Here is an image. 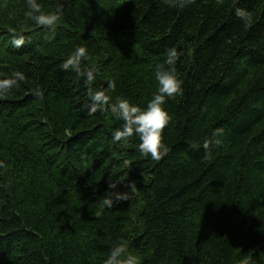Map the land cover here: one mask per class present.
<instances>
[{"label": "trees", "instance_id": "trees-1", "mask_svg": "<svg viewBox=\"0 0 264 264\" xmlns=\"http://www.w3.org/2000/svg\"><path fill=\"white\" fill-rule=\"evenodd\" d=\"M39 3L53 25L0 0V80H16L0 94V264H104L121 240L138 264H264V0ZM172 52L182 91L153 160L87 105L103 90L145 108ZM108 192L128 198L107 208Z\"/></svg>", "mask_w": 264, "mask_h": 264}, {"label": "clouds", "instance_id": "clouds-1", "mask_svg": "<svg viewBox=\"0 0 264 264\" xmlns=\"http://www.w3.org/2000/svg\"><path fill=\"white\" fill-rule=\"evenodd\" d=\"M26 3L28 7L26 16L36 24L50 26L60 18L59 9L56 12L45 13L39 0H26ZM236 15L242 19L245 18L239 9L236 11ZM14 44L19 46V41H14ZM86 54L87 49L85 47H77L64 62L63 68L65 70L71 68L80 73L81 61ZM176 56V52H172L171 57L166 61L168 67H162L156 72L155 78L158 82V88L145 108L142 109L124 98H118L115 102L110 103L109 97L103 90H97L91 97V103L87 105V114L90 116L94 115L102 105H107L112 115L117 120L122 121V127L114 131L113 139L119 142L126 141L133 136L138 137L139 151L150 156L153 160H159L167 152L163 142V130L169 124L171 117L164 106L168 99L182 91V81L172 66L173 58ZM83 75L89 85L95 80V73L92 70H86ZM15 83V79L0 80V94L6 92ZM204 147L208 148L209 142H206ZM123 182L110 183L109 186L115 189L118 184ZM132 183L128 185L129 189H131ZM127 198L128 192H108L103 200V205L112 208L116 202L127 200ZM104 264H138V258L128 251L126 242L121 240L111 249Z\"/></svg>", "mask_w": 264, "mask_h": 264}]
</instances>
